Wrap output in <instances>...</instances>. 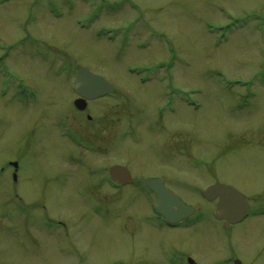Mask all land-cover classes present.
I'll list each match as a JSON object with an SVG mask.
<instances>
[{
  "label": "rangeland",
  "instance_id": "1",
  "mask_svg": "<svg viewBox=\"0 0 264 264\" xmlns=\"http://www.w3.org/2000/svg\"><path fill=\"white\" fill-rule=\"evenodd\" d=\"M0 61V264H264V0H0ZM78 67L116 89L92 122ZM113 165L195 215L164 227ZM215 184L252 210L229 233Z\"/></svg>",
  "mask_w": 264,
  "mask_h": 264
},
{
  "label": "water",
  "instance_id": "2",
  "mask_svg": "<svg viewBox=\"0 0 264 264\" xmlns=\"http://www.w3.org/2000/svg\"><path fill=\"white\" fill-rule=\"evenodd\" d=\"M75 90L80 97V100L75 103L79 110H84V106L79 105L85 103L84 99L92 100L114 92V88L102 77L94 75L84 68L79 69L76 75ZM109 177L111 182L116 185L133 184L130 173L121 166L111 167ZM139 183L153 193L155 197L154 209L168 225L174 226L194 214V208L186 206L178 197L168 191L161 180H140ZM202 197L207 201L217 200L214 214L225 222L226 228L230 223L239 222L247 214L248 203L244 195L233 187L212 185L203 192Z\"/></svg>",
  "mask_w": 264,
  "mask_h": 264
},
{
  "label": "flooded vegetation",
  "instance_id": "3",
  "mask_svg": "<svg viewBox=\"0 0 264 264\" xmlns=\"http://www.w3.org/2000/svg\"><path fill=\"white\" fill-rule=\"evenodd\" d=\"M18 86H19V88H18V93L15 95L16 96V101H17V103L19 104H24V101L25 102H27V103H30V101L32 100V98H31V93H30V91H29V93H27L26 94V92H24V90L22 89V84L19 82L18 83ZM4 93L3 94H0V97H4ZM74 98H73V101H70L71 99L70 98H66V100H65V103H66V105L67 106H69V107H73V109H74V111H75V113H77L78 115H84L85 116V119H86V121H88V122H92V118L87 114V112H88V109H89V106L92 104V103H94V102H97V101H99V100H94V101H86V103H82V104H79V105H83L84 106V111H79L78 109H76V107H75V102L79 99V97L76 95V93L74 92ZM114 95H112L111 97H113ZM108 97H110V96H107V98ZM106 98V97H105ZM63 124H66V123H63ZM99 126V125H98ZM18 170H19V166L17 165V168L15 169V172H16V175H17V172H18ZM256 210V212H255V216L256 217H263L264 216V207H258V209L256 208L255 209ZM251 208L249 207V212H248V214H247V216H246V218L244 219V220H242L240 223H238V224H235V225H230L228 228H225L224 227V222H220V224L223 226V228H224V230H225V232H227V233H229V232H231L236 226H238V225H241V224H243L244 222H246L249 218H250V215H251ZM180 225H182V223L181 224H179L178 226H176V227H173V229L174 228H178ZM47 226H48V223H47ZM57 226H58V228H61L60 226H62V227H64L63 225H61V224H57ZM63 230H65L64 228H63ZM263 247H264V245H263ZM231 259L233 260L232 261V264H236V259L235 258H233V257H231Z\"/></svg>",
  "mask_w": 264,
  "mask_h": 264
}]
</instances>
